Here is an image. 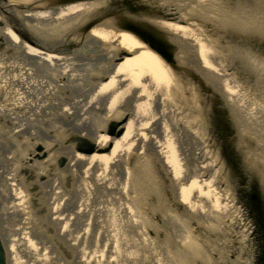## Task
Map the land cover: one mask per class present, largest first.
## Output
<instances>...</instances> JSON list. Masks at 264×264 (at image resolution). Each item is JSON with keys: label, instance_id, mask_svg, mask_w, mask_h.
Here are the masks:
<instances>
[{"label": "bare ground", "instance_id": "obj_1", "mask_svg": "<svg viewBox=\"0 0 264 264\" xmlns=\"http://www.w3.org/2000/svg\"><path fill=\"white\" fill-rule=\"evenodd\" d=\"M19 2V0H8L11 7H18ZM105 2H78L59 9L34 13H26L24 9L20 8L16 13L25 16L26 25H30V32L34 37L47 42L51 41L49 43L53 44L65 36L77 33L93 14L102 10ZM159 2L168 11L179 13L178 18L185 22V25H182L166 20L156 21L161 28L180 40V53L184 55L183 57L179 55L178 59L190 64L197 63L199 60L202 66L200 68H203L208 76L209 74L219 76L225 72L221 75L222 81L218 79L217 87L225 94L232 107L238 110H240L239 108L243 109L241 107L242 95L238 91L241 85L236 84L234 77L227 78L226 70L222 67L217 68L213 61V58H217V54L213 53L216 50L214 47L217 45V40L229 32H234L235 29L243 28L241 23L237 24L234 21L228 23L222 17V12L225 13L224 16L233 13L230 10H223L230 1L160 0ZM190 15L199 18L201 21L192 20ZM204 20L214 21L215 25L210 27L205 24ZM2 32L12 38L11 44L16 53L25 57V66L21 72L27 74L28 77L34 72L40 73L43 66L49 70L55 68L64 74L68 68L76 65V57L51 53L19 40L17 34L13 33L8 25L0 29V33ZM86 38H88L87 43L89 39L96 40V43H91L89 48L95 46L97 50H102L106 54L103 58L105 61L91 62L94 63L93 68H95L96 73L98 72L97 74L100 75L94 76L92 73L90 75L91 68H87L88 75L97 80L102 75L105 76L112 68L113 73L109 80L101 83L87 81L89 86L86 84L79 86L77 80L73 81V89L77 90L78 88L83 94V98L81 95L77 96L72 103L75 116H81L79 121L72 123L74 129H66L65 125L59 122V115L57 116V114L53 120L52 118H45L50 106L57 107L61 103L44 101L42 96H49L51 92H47L48 88H45L43 83L40 84V87L34 86L39 91L36 96L42 94L41 97H36L34 101L25 98L23 101L19 100V102L22 101V104L17 105L18 107L2 110L7 111L4 112L6 118L0 112V117L9 123L0 129L2 133L0 134V216L6 222L16 226L13 232H9V242H7L6 237L3 238L9 256L8 264H20L15 252V247L21 246V242L25 239V236H21L20 232H38L35 223L36 211L32 210V207L37 204L36 199H32L30 190L32 188L41 190L47 188V195L52 199L51 203L45 202V209L48 212L47 218L50 217V210L53 215L50 221L58 228L62 220L59 199L64 195L61 190L63 186L60 183L61 181L63 183L64 179L69 176L77 179L82 177V167L85 161L90 166L94 165L95 170L101 166L100 171L102 170L104 173L106 169L102 165L109 164L113 171L109 175L117 171L118 174L124 176L130 171L129 162L133 161L134 172L140 173L148 168L151 162L149 157H157L160 160L162 157L169 169L173 170V179L179 185V199H176V203L190 206V210L195 211L197 216L209 225L220 224V219L214 217V211L217 207L216 203L214 205L210 199L209 190L216 186L222 192L223 199L230 200L229 198H231L229 191L221 187V184L229 182L228 173L212 137L207 134L208 112L205 105L195 101L194 96L197 95L194 94L188 99L190 109L181 107V112L172 109L173 106H176V96L180 97L178 88H181V84L178 82V78L173 75L159 56L149 50L139 39L127 31L115 30L110 22L97 24L90 30ZM119 49L133 51V54L126 56L122 62L113 67L112 60ZM88 63L90 62H84L83 65ZM14 65L9 62L5 69L12 71ZM27 65H32V69H35L32 70ZM21 66L22 63L17 65L18 68ZM22 83L28 84V82ZM19 84H21V80ZM241 88L247 91V87L242 86ZM173 95H176L175 98ZM128 110H132L134 114L127 121L126 130L121 137L113 139L100 132V128L105 127L111 120L123 119ZM61 111L70 113L67 108ZM178 119L186 123V126L192 127L191 140L189 139V141L198 143V145L195 147L183 145L180 136L181 131L176 127L180 124ZM38 121L41 125L37 129L35 124ZM141 125L149 127L148 134ZM74 135L92 139L97 147L107 146L113 140L114 146L108 153L85 155L74 150L75 143L68 142L66 145V141ZM170 137H173L177 144L179 143L180 150L182 148V155L186 161V169L183 175L177 170L180 168L177 163L178 151L176 145L168 142L171 140ZM129 138L132 139H130L132 142H129ZM128 143L131 145L127 146ZM191 143L189 145H192ZM37 145H43L44 149L37 151ZM46 152L47 156L44 158L43 155ZM64 157L69 159L66 167L56 171L58 160L60 159L62 162ZM109 159L112 160L111 163ZM53 169L57 174L56 177L53 175ZM88 174L90 175L91 172L88 171ZM205 176L207 178H204ZM198 177H202V179L199 180ZM90 178L102 185L101 183L107 179V176L105 179H95L91 176ZM27 180L32 181V184ZM105 184L109 187V184ZM214 189L213 193L215 194ZM123 193L126 194L125 191ZM232 202L235 203L236 198H233ZM52 204L54 205L51 209ZM238 210L240 213H235ZM227 217H229V221L222 222L225 227L227 226L226 223L233 230L239 225H248L247 222L243 221L245 215L239 206H235V209L233 208ZM12 219L15 223L12 222ZM244 225L242 226L244 227ZM16 233L19 237L14 235ZM251 233L252 231L247 233L250 240L252 239ZM68 243L72 248L67 252L69 251L72 255L73 248L78 249V247L73 242L68 241ZM26 252L28 256L34 259L38 255L36 251L29 248ZM53 254L51 253L52 256ZM53 260L56 263L58 258L54 257Z\"/></svg>", "mask_w": 264, "mask_h": 264}, {"label": "rangeland", "instance_id": "obj_2", "mask_svg": "<svg viewBox=\"0 0 264 264\" xmlns=\"http://www.w3.org/2000/svg\"><path fill=\"white\" fill-rule=\"evenodd\" d=\"M19 1L30 2L32 0ZM229 1L230 4L228 3V7L226 6L223 10H230L233 13L224 16L225 13L221 11L222 17L228 23L231 21L237 24L241 23L243 28L235 29L234 32H229L217 40L216 48L214 47L216 50H213V53L217 54V58H213V61L217 68L222 67L226 70L227 78L234 77L236 84L241 85V91L240 89L238 91L242 95L241 107L243 109H235L229 102V104L227 103V109L231 122L239 129V142H237L236 147L244 165H246L249 177L256 179L258 182L259 193L263 198L264 206V53L254 47L251 41L253 38L264 40V0ZM0 21H3V24L0 23V29L7 24L13 29L4 16L1 15V12ZM26 27L31 31L30 25ZM12 31L15 33L14 29ZM236 35L240 37L235 39L234 36ZM16 36L21 40L18 34ZM72 39L81 42V38L75 35H72ZM11 43L12 38L9 35L3 32L0 33L1 114L6 118L4 112L7 111L2 110L18 107L17 105L22 104L21 102L25 98L34 101L36 97H41L42 94L36 96L39 91L34 86L40 87V84L43 83L46 86L45 88H48L47 92H51L49 96H42L45 99L44 101L61 103L57 107L50 106L45 118H52L53 120L55 114H57V116L59 115V122L63 123L66 129H74L72 123L79 121L81 116H75L72 103L77 96L81 95L82 97L83 94L80 89H73V81L77 80L79 86L81 84L89 86V81L91 83H101L102 81L99 79L95 80V78L88 75L87 68H91L90 75L91 73L94 76L100 75L97 74L98 72L96 73L95 68H93L94 63L91 62L100 63L105 61L103 60L106 55L104 51L97 50L95 46L89 48L93 42L82 43L79 47L68 48V54H60L76 57V65H73L70 69L68 68L64 74L55 68L49 70L43 66L40 73L34 72L28 77L27 74L21 72L25 66V57L16 53ZM132 52L130 53L133 54ZM180 55L183 57L184 54L181 53ZM9 62L11 65L15 64L12 71L5 69ZM82 62L90 63L83 65ZM112 62L114 63V60ZM21 63L22 66L18 68L17 65ZM99 63L97 65H100ZM27 67L32 69V65H27ZM172 73L177 77L173 71ZM223 74L225 72L221 75ZM221 75L216 76L213 74L211 76L209 74L208 77H216L222 81ZM20 80L21 84H19ZM22 82H28V84L25 85ZM178 82L181 84V88H178L180 97L175 95L176 106H173L172 109L181 112V107H184V109L185 107L189 108L190 101L188 99L190 97L185 93L183 84L179 79ZM242 86L247 87V91L242 89ZM192 93L193 95L199 94L195 91ZM19 100L22 101L19 102ZM66 108L70 113L61 111ZM126 114L129 115L130 119L134 112L128 110ZM145 121H148V119H145ZM8 124L4 118L0 117V129ZM40 125L39 121L35 124L37 129ZM125 126H127V122ZM106 127L107 125L100 128V132L106 130ZM141 127L145 128L144 131L147 134L149 133L148 126L141 125ZM176 127L181 131L180 136L184 146L195 147L198 145V143L189 141V139L191 140L192 127L186 126V123L182 120ZM206 131L209 134L207 129ZM0 134L2 133L0 132ZM130 139L129 142H132V139ZM170 139L168 142L176 145L178 151L177 163L180 168H177V170L183 175L186 169V161L182 155V148L180 150L179 143L177 144L173 137H170ZM189 143L192 145H189ZM129 145L131 144L128 143L127 146ZM131 147L129 148L131 149ZM149 158L151 162L148 168L140 173L134 172V165H132L134 162H129L130 171L124 176L118 174L117 171L109 175L113 172L109 164L102 165L106 169L104 173L102 170L100 171L101 166L98 170H95L94 165L90 166L85 161L82 167V177L77 179L69 176L64 179L63 183L62 181L60 183L63 186L61 190L64 195L59 199L62 220L58 228L50 221L53 216L50 210V217L47 218L48 212L45 209V202L51 203L52 200L47 195V188L45 190L32 188L29 193H31L32 199H36L37 205L32 207V210L36 211L35 223L38 232H20L21 236H25V239L21 242V246L15 247L19 263L264 264V218L262 216L255 217L252 215L249 217V223L243 220L248 225L242 224L244 227L239 225L236 228L237 230L235 228L233 230L228 223H226V227L222 225V222L229 221L227 215L230 214L233 208L235 209V206H239L242 211L245 210L242 203L238 202L237 195L233 190L239 184L238 181L221 184L222 188L229 191L230 200L223 199L222 192L216 186L215 189L213 188L215 194L213 189L209 190L210 199L214 205L216 203L217 207L214 211V217L220 219V224L209 225L203 222L195 211L192 212L190 206L184 204L185 208H180L176 204V199H179V185L173 179V170L169 169L162 157L161 160L157 157ZM109 160L111 163L112 160ZM68 161L69 159L67 163ZM66 164L62 165L59 159L56 171L66 167ZM223 165L228 171H232L230 164L224 161ZM88 171L91 172L90 175ZM55 173L53 169L54 177L57 175ZM90 176L95 179H105V176H107V179L102 180L104 183L102 182V185H100ZM204 178H207V176ZM198 179L200 180L202 177H198ZM29 182L32 184V181ZM105 183L109 184V187ZM247 187L251 190L250 185H247ZM233 198H236L235 203L232 202ZM245 200L250 201L251 198L247 195ZM235 213L240 212L238 210ZM12 222L15 223L13 219ZM0 229L3 238L6 237L7 242H9V232H13L16 226L6 222L0 216ZM250 231H252L251 240L247 237V233ZM14 235L19 237L17 233ZM67 240L78 247V249L73 248L72 255L69 252L72 247ZM26 247L37 252L36 259L27 255ZM67 250L69 251L67 252ZM51 253H54L53 256ZM54 257L58 258L56 263L53 260Z\"/></svg>", "mask_w": 264, "mask_h": 264}, {"label": "water", "instance_id": "obj_3", "mask_svg": "<svg viewBox=\"0 0 264 264\" xmlns=\"http://www.w3.org/2000/svg\"><path fill=\"white\" fill-rule=\"evenodd\" d=\"M88 1L106 2L102 10L93 14L77 33L59 39L53 44H50L51 41H49V43L34 37L26 27L25 21L27 22V19L25 16L16 13L20 8L24 9L26 13H34L43 10H55L67 5ZM159 1L160 0H32L30 2H20L18 7H11L8 4V0H0V12L13 27L15 34L20 36L21 40H24L34 47L45 49L56 54H68V48L79 47L82 43L85 44L88 39L86 36L90 30L97 24L106 21L110 22L115 30L127 31L134 35L145 44L149 50L157 54L165 65L177 75L179 81L183 84L185 93L189 97L194 96L192 93L193 91L199 93L197 96H194V98L196 101L199 100V104L205 105L207 109V118L209 120L207 130L212 137L215 147L218 149L220 158L223 162L225 161L231 166L232 171H228V169L225 168L228 173L229 182L238 181L239 183L233 190L237 195L238 202L242 203L245 209L243 210L245 215L244 220L249 223V217L252 215L255 217L262 216L264 218L263 198L259 193L258 182L256 179H251L249 177L246 165H244L236 147L237 142H239V129L233 125L229 118L227 98L217 87L219 80L216 77H208L203 68H200L202 66L199 60V64L198 62L190 64L184 60L180 61L178 59V56L181 54L180 40L170 32L161 28L156 21L166 20L178 22L182 25H185V22L178 18L179 13L168 11ZM190 18L192 20L196 19V21H201L193 15H190ZM204 21L206 22L205 24L210 27L215 25L214 21ZM0 23L3 24V21H0ZM13 29L11 28V30ZM72 35L80 37L81 42L74 41ZM239 37V35L234 36L235 39ZM88 41L96 43V40L89 39ZM251 41L254 47L264 53V40L253 38ZM131 55L129 51L119 49L114 56V63L112 62L113 67L115 64L123 61L126 56ZM112 73L113 68L105 76L102 75V78L99 77L98 79L102 82L107 81ZM128 119L129 115L126 114L121 120H111L107 124L106 130H103L102 133L109 135L113 139L121 137L126 130L125 124ZM71 139H68L66 144H68V142L75 143L74 150L85 154L107 153L110 152L114 146L113 140L107 146L97 147L96 143L87 137L74 135ZM42 149H44L43 145H37V151H41ZM46 156L47 152L44 153L43 157L45 158ZM66 163L67 159L64 157L61 164L64 165ZM247 185H250L251 190H249ZM247 195L251 198L250 201L245 200ZM176 204L180 208H185L181 203ZM8 260L7 248L0 229V264H8Z\"/></svg>", "mask_w": 264, "mask_h": 264}]
</instances>
